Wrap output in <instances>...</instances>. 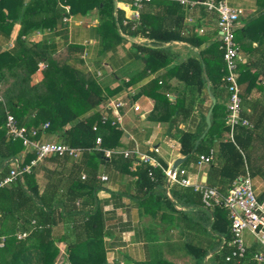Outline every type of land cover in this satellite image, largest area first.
Segmentation results:
<instances>
[{"label": "crops", "instance_id": "0c3cea01", "mask_svg": "<svg viewBox=\"0 0 264 264\" xmlns=\"http://www.w3.org/2000/svg\"><path fill=\"white\" fill-rule=\"evenodd\" d=\"M25 1L28 3L30 0ZM59 2L62 17L56 26L45 31L37 30L27 36L26 40L41 45L53 56L69 53L68 64L96 80L100 85L104 99L80 120L84 121L95 115L101 120L102 113H106L111 119L112 113L104 112L102 109V105L110 99L120 98L128 102L130 97L142 107L141 112H135L130 105L122 110L124 115L122 125L115 126L123 132L121 146L105 150L118 151V154L126 159L123 152L138 150L141 154L155 159L159 166L149 165L160 168L164 174L165 170L173 169L178 159H185V162L176 169L185 170L193 183L209 185L213 182L215 188L229 193L233 183L239 178L234 182L221 178L223 159L220 148L230 140L229 133L224 134L208 148V152L202 154L208 156L213 154V160L209 164L192 163L189 157L182 153L180 147L181 137L184 134L189 133L194 136L197 148L208 131L207 117L213 106L211 95L214 96V93L205 63L213 69L218 63L214 55L218 54L221 57L218 14L201 5L196 7L178 5L180 9L175 12L178 8L176 10L167 7L158 8L155 4L146 3L137 17L138 11L133 3L127 0H113V15L117 17L120 13L124 22L117 24L116 33H111L109 30V34L100 28L98 8L87 15H75L72 13V8L67 12L62 7L64 3L60 0ZM226 2L242 11L238 30L264 14V0H226ZM67 4L71 7L69 3ZM140 13L156 21L160 33L161 31L178 33L180 38L161 45L156 39L144 35L140 30ZM129 25L132 27L130 28ZM20 29L21 25H15L7 49L14 47ZM158 47L169 49L174 60L167 67L150 72L146 49ZM256 47L257 43H253L249 46V51L241 52V61L251 64L253 70L260 73L259 81L264 85V49L259 51L255 49ZM192 59L203 67L207 80L205 88L198 90L196 86H187L182 81L183 74L178 71V79L173 78L169 81L168 94L174 101L177 97L182 99L180 110L172 122L153 120L151 114L156 102L147 95L142 96L141 91L151 81L164 79L174 66L179 67ZM41 63L46 66V62H40L39 65ZM42 76V68H40L34 80L37 82ZM242 116L251 122L252 127L249 129L255 130L256 133L252 141L240 138L244 144L241 152L244 155L245 173L242 176L247 173L251 175L256 196L262 201L264 200V90H253L251 94L247 93L243 96ZM100 122L103 124L102 121ZM108 124L114 126L111 121L105 125ZM71 126L68 125L66 128ZM95 126L99 127V125ZM5 130L8 140H14L8 136L6 128ZM29 138L35 143H62L60 137L46 133L45 130L36 136L31 134ZM156 148L159 149L158 153L155 152ZM24 153L26 148L21 156L13 160L24 161L26 159L23 158ZM95 153V151L88 154L82 152L77 157L51 155L39 161L30 174L35 177L36 185L42 193H57L59 200L57 208L61 213L64 212L65 220L69 223L75 221L73 219L81 218L80 211L86 213L100 211L104 221L103 248L108 264H163V262L217 264L215 255H221L223 247L227 245L228 249L234 250L230 246L231 241L221 236L218 240L216 234L212 232L213 209H206L202 202L193 204L191 197H185L184 193L192 188H183L177 184L168 187L166 180V195L169 200L162 198L159 210L147 213L143 205L146 198L153 193L146 195V190L139 186L138 177L134 173L140 164L145 162L135 156L128 170L124 169L120 161L114 163L112 157H108L105 162L95 158L93 161L96 167L98 166L97 170L95 169L97 180L95 198L90 200L79 197L77 200H72L71 194L77 193L76 188L82 190L81 182H86L94 172L90 163ZM30 174H25L19 179ZM3 175L1 174L0 177ZM102 176L108 177V180L102 181ZM221 186L223 188H218ZM174 191L178 193V200L172 196L171 192ZM55 205L56 203L53 204L54 207ZM10 225L17 226L19 223L14 222L13 219ZM246 239L249 252L255 253L261 250L252 235L247 234ZM204 251H207V254Z\"/></svg>", "mask_w": 264, "mask_h": 264}, {"label": "trees", "instance_id": "16d2710c", "mask_svg": "<svg viewBox=\"0 0 264 264\" xmlns=\"http://www.w3.org/2000/svg\"><path fill=\"white\" fill-rule=\"evenodd\" d=\"M127 1L134 2V0ZM67 3L71 5L72 13L75 15H87L98 8L100 28L109 34V30L111 33H116L117 24L124 22L120 13L114 17L113 0H67ZM147 4H155L158 8L167 7L171 10H176L178 5L182 6L180 3L166 0H153ZM59 5V0H30L28 3L25 0H0V175L4 174L1 177L8 175L10 162L25 151L22 140L7 138L4 126L9 112L14 115L17 125L25 130L28 137L32 134V130H36V135L45 130L46 133L60 137L62 144L86 149L85 154L96 152L90 163L94 172L86 182H81L82 190L74 188L79 192L71 194L72 200H77L79 197L91 200L95 198L94 192L97 190L95 169L97 170L98 166L96 167L93 160L96 158L100 162H105L108 157L103 149L120 147L123 132L110 124H101L98 115L81 121L80 118L84 114L96 108L104 99L100 85L96 80L68 64L69 53L53 56L41 45L26 40L27 36L37 30L45 31L56 26L62 17ZM139 21L143 34L156 39L161 45L180 38L178 33L163 31L160 33L157 30V22L144 17L142 13ZM17 24L21 25V29L15 45L7 49L6 46L10 43ZM129 27L131 28L132 25ZM236 40L240 52L249 51V46L253 43H257L256 50H263L264 14L237 30ZM213 47L217 48V46ZM146 51L149 56L147 60L150 72L167 67L174 60L173 55L166 48H151ZM214 57L218 59L215 68L212 69L205 63L207 75L212 82V92L216 98L211 127L197 148L192 134H184L181 137L182 153L195 164L199 162L200 155L208 152L211 145L230 131L228 124L230 93L226 80L228 73L224 52L221 50V57L218 54ZM43 61L46 62V66L42 69L43 76L36 82L34 76L40 69L39 63ZM253 69L252 65L244 60L239 62L242 101L245 94H251L253 90H264L263 83L259 81L260 73ZM178 71L183 74L181 78L187 86H196L198 90L205 88L207 80L203 67L198 61L192 59L179 67L174 66L164 79L151 81L140 93L142 96L153 98L156 102L151 114L153 120L172 122L180 110L182 99L177 97L174 101L168 94L169 81L173 78L178 79ZM46 124L48 127L44 128ZM68 125L72 126L66 128ZM255 134V130L251 131L248 127L240 125L235 128L233 141L229 140L221 145L220 154L223 159L221 178L234 182L245 173L244 155L241 152L244 144L240 138L252 141ZM100 137L102 144L101 149H98L96 143ZM118 153L117 151L111 156L114 163L118 160L124 169L128 170L133 163V155L126 159ZM36 156L34 152L28 153L23 164H30ZM134 175L138 177L140 188L146 190V195L153 193L144 202L143 207L146 212L158 211L161 207V199L169 200L166 195L168 184L166 185L165 174L160 168H153L149 163H143ZM208 186L214 187V183L210 182ZM220 191L225 193L222 189ZM171 193L178 200V193L176 191ZM184 194L185 197L193 199V204L202 202L201 195L193 189ZM57 196L56 192L42 193L36 185L33 174L26 175L25 178L18 179L5 188H0V238L5 237L4 245L0 247V264H108L103 248L104 221L100 211L97 210L95 213L80 211L81 218L73 219L75 221L69 223L65 220L64 212L61 213L57 208L59 205ZM54 203H56L55 207ZM212 215L214 216L212 232L216 234V238L219 240L221 236L231 241L232 222L229 211L216 207L212 210ZM13 219L19 225L11 227L10 223ZM18 233H27V237L18 239ZM223 249L221 255H215L217 264H257L252 262L254 252H249V249L246 258L233 257L230 262L226 259L228 255L233 256L234 251L228 249L227 245ZM204 252L207 254V251ZM163 264L170 263L163 262Z\"/></svg>", "mask_w": 264, "mask_h": 264}, {"label": "built area", "instance_id": "2783aa9c", "mask_svg": "<svg viewBox=\"0 0 264 264\" xmlns=\"http://www.w3.org/2000/svg\"><path fill=\"white\" fill-rule=\"evenodd\" d=\"M64 4L62 7L67 11H71V7L66 3V0H60ZM153 0H134L133 5L137 17H139V11L144 7L146 3H150ZM180 3L185 6L196 7L204 6L207 10L216 12L218 14V27L221 32V49L224 52V61L227 67V83L230 93L229 106H228V124L230 126L229 137L230 140L234 139V131L237 126H244L251 128L252 124L249 120L242 118L241 116V88L239 85V72L238 66L241 61L240 47L236 40V31L238 30V24L242 16V11L231 7L226 0H167ZM40 68H44L45 65L41 63ZM130 105L135 112H141L142 107L134 101V99L128 97V102L121 100L120 98L110 99L102 105L103 111H110L113 117L110 119L106 113H102L101 121L103 124L112 122L114 126L122 125L124 115L122 110ZM48 124L44 126L47 128ZM8 136L11 139H20L23 141V145L26 148L23 158L31 150L37 154L35 160L30 164H23L20 159L12 160L10 163V173L4 177H0V188H4L13 183L17 179L21 178L25 174H30L33 167L41 160L51 155H69L71 157H77L86 149L76 148L62 143L50 142V143H35L26 136L25 130L21 129L17 125L16 118L11 113H7V120L5 124ZM32 134L36 135V130H32ZM102 138L97 139L96 146L101 149ZM89 150V149H88ZM105 155L111 157L115 154V151L105 150ZM155 152H159L156 148ZM124 155L128 158L131 155L141 160L142 162L149 163L154 166L159 164L150 156L141 154L138 150L125 151ZM213 160V154L201 155L199 165H205L211 163ZM157 163V164H156ZM165 175L168 181V187L171 184H177L184 188H192L196 193H199L202 197V204L206 209H214L216 207H222L229 211L230 219L232 222V239L230 246L234 248L233 256L227 257V262H230L233 257L240 259L245 258L248 253L249 244L246 236L250 234L254 237L261 250L257 251L253 255V261L257 264H264V200L260 201L255 193L253 187V180L249 173L245 176L239 177L234 183L229 193L225 194L215 187H210L202 183H193L190 179L186 178V171L179 169H167ZM102 181H107L108 177L102 176ZM18 239H24L27 237V233H18ZM5 237L0 238V247L4 245ZM248 264V263H243Z\"/></svg>", "mask_w": 264, "mask_h": 264}, {"label": "water", "instance_id": "95a60500", "mask_svg": "<svg viewBox=\"0 0 264 264\" xmlns=\"http://www.w3.org/2000/svg\"><path fill=\"white\" fill-rule=\"evenodd\" d=\"M211 99L213 101V106L209 111L208 117H207V124H208V129L211 127V120H212V112H213V108L216 104V98L214 96L211 95ZM198 146V144H197ZM185 162V159H178L177 162L174 164L173 169L178 168L180 165H182Z\"/></svg>", "mask_w": 264, "mask_h": 264}, {"label": "rangeland", "instance_id": "374dc122", "mask_svg": "<svg viewBox=\"0 0 264 264\" xmlns=\"http://www.w3.org/2000/svg\"><path fill=\"white\" fill-rule=\"evenodd\" d=\"M28 41V40H27Z\"/></svg>", "mask_w": 264, "mask_h": 264}]
</instances>
